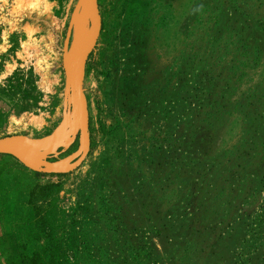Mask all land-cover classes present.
Listing matches in <instances>:
<instances>
[{
  "label": "rangeland",
  "instance_id": "obj_1",
  "mask_svg": "<svg viewBox=\"0 0 264 264\" xmlns=\"http://www.w3.org/2000/svg\"><path fill=\"white\" fill-rule=\"evenodd\" d=\"M95 9L80 137L86 0H0V137L68 161L0 155V264H264V0Z\"/></svg>",
  "mask_w": 264,
  "mask_h": 264
},
{
  "label": "water",
  "instance_id": "obj_2",
  "mask_svg": "<svg viewBox=\"0 0 264 264\" xmlns=\"http://www.w3.org/2000/svg\"><path fill=\"white\" fill-rule=\"evenodd\" d=\"M87 6L89 12H91V16L93 18L92 29H91V39L90 46L83 52L81 62L85 63L87 55L91 51V45H94L96 36L99 30V22L97 19V13L95 9V0H87ZM88 51V52H87ZM74 80L69 79L68 82L72 83L71 87L76 86L77 94L81 95V75L80 77L77 75ZM69 87V86H68ZM80 108L83 118L79 119L77 113H75V121L78 126V131L80 133V137H82L85 133V103L83 99H80ZM65 128V124H63ZM58 132L52 133L50 136L45 138H27L19 135H7L0 137V155H7L12 157L16 161H18L21 165L26 167L29 170L39 172V173H58L63 172V169L67 168V162L57 161V162H48L46 158L48 155L55 149L61 146V141L58 140Z\"/></svg>",
  "mask_w": 264,
  "mask_h": 264
},
{
  "label": "bare ground",
  "instance_id": "obj_3",
  "mask_svg": "<svg viewBox=\"0 0 264 264\" xmlns=\"http://www.w3.org/2000/svg\"><path fill=\"white\" fill-rule=\"evenodd\" d=\"M86 4H87V0H86ZM87 8H88V6H87ZM89 11V10H88ZM89 15H90V17H91V20H92V24L94 25V23H93V18H92V16H91V12H89ZM90 39H91V35H90ZM90 39H89V41H88V44H87V46L84 48V50H83V52L85 51V49H87L88 48V46H90ZM91 46H93V45H91ZM83 52H82V54H81V57H82V55H83ZM88 52V51H87ZM80 57V59L78 60V63H77V66H76V69H75V73H74V75H73V77H72V79L74 80V82H76L75 80V78L77 77V75L80 77V75H81V71H82V67H83V63L81 62V58ZM71 79V78H70ZM68 89L66 90V93L68 94L69 93V91H70V89H71V86H72V83H69L68 82ZM75 90H76V86H75ZM76 99H77V110H76V113H77V116L79 117V119H82L83 118V115H82V112H81V110H80V108L82 107L81 105H80V99H81V95H80V98H79V95L77 94V90H76ZM82 140H84V137L82 138ZM69 160V159H68ZM64 170H66V169H63V171Z\"/></svg>",
  "mask_w": 264,
  "mask_h": 264
}]
</instances>
